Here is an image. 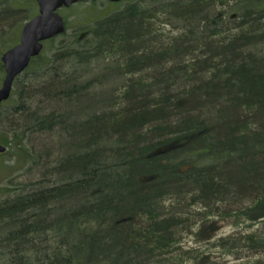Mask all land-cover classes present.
Returning <instances> with one entry per match:
<instances>
[{
	"label": "trees",
	"instance_id": "trees-1",
	"mask_svg": "<svg viewBox=\"0 0 264 264\" xmlns=\"http://www.w3.org/2000/svg\"><path fill=\"white\" fill-rule=\"evenodd\" d=\"M127 1L84 36L64 33L45 42L15 80L22 85L15 105L13 88L0 111L14 129L0 156L16 158L13 165L0 162L2 176L10 181L25 165H43L26 134L55 136L58 154L53 170L45 169L37 181L0 187L5 252L54 231V248L35 263L16 253L9 264H165L178 248V233L189 228V216L200 215L195 204L222 220L232 217L235 224L264 223L261 2L237 4L233 18L228 11L215 12L223 0ZM160 21L180 26L166 32L169 41L159 39ZM20 28L14 35L8 30L12 44L8 40L6 48ZM49 44L55 47L51 58L45 54ZM94 63H103L102 81L94 76L81 84ZM80 67L84 72L74 70ZM3 75L0 61V81ZM35 81L40 85L31 89ZM111 85L110 95H103ZM39 97L54 110L26 105ZM242 190L247 196L261 192L250 206L236 199ZM167 199L174 217L146 221ZM164 226L174 230L173 239ZM239 233L242 247L264 248V226ZM218 240L225 248L238 246L237 238ZM144 251L150 256L139 263Z\"/></svg>",
	"mask_w": 264,
	"mask_h": 264
},
{
	"label": "rangeland",
	"instance_id": "rangeland-1",
	"mask_svg": "<svg viewBox=\"0 0 264 264\" xmlns=\"http://www.w3.org/2000/svg\"><path fill=\"white\" fill-rule=\"evenodd\" d=\"M136 1V0H135ZM143 2L144 0H138ZM27 1L25 0H0V9L2 8L4 11L5 10H11L13 13L18 12L17 14H13L11 18H6L4 20H0V57L2 53L6 50L5 48L7 45L12 44L11 39L9 38L8 30L11 31V34L17 30L19 26H21L20 31L22 29V26L25 24L26 21L31 19L36 13V9H33L32 5L28 3L26 6L30 7L28 10L25 9L23 11L21 10H16L14 7H21L26 4ZM260 2V1H259ZM107 3V2H106ZM108 4L110 6L106 7L102 2H97L96 4V10H105V13H114L117 11L123 10L128 1H125L120 4H115L113 8H111L113 5L112 3L109 2ZM241 5V4H247V1L245 0H223L222 3L219 2L218 6L215 9V12H221L222 10L228 11L230 14H232L235 10L236 5ZM261 6L260 8L264 7V0L259 3ZM99 7H104V8H99ZM66 9H62L60 11L61 14H64ZM91 11L90 6H88L86 3H81L76 5L75 7H72L69 13L72 14L73 16H64L65 19H67V36L73 37L74 34H77L78 37L84 36L82 35L83 33H87L91 30L92 26L100 19L107 17V16H90L89 12ZM1 12V11H0ZM37 12V11H36ZM243 11H239V16H243ZM5 15V16H9ZM108 15V14H106ZM1 16V14H0ZM158 16V14H157ZM161 18L163 19L162 16H166L164 14H160ZM238 15H236L237 17ZM165 20L168 19V17H164ZM240 18H237L239 20ZM161 22V23H160ZM156 25L157 28L160 30L161 34L159 36L160 40H165L169 41L168 35L166 32L174 30L176 32L175 27H180V26H175L174 24H168L166 22L160 21ZM178 32V30H177ZM178 34V33H177ZM14 35V33H13ZM65 37L58 38L56 40V43H60ZM168 38V40H167ZM10 41L6 46L4 43ZM17 41V40H15ZM14 41V42H15ZM13 42V43H14ZM55 53V47H51L49 44L47 46V51L45 54L47 55L48 58H51L53 54ZM103 65V63H102ZM99 63H94L91 65L92 71L90 73L84 74L81 80L87 81L90 78H93L94 76L97 77V80L99 79V82L102 81L103 78V67ZM75 71H78V73L84 72V68H74ZM151 73V71L149 72ZM153 74V73H152ZM4 76V75H3ZM26 76V74H25ZM80 80V81H81ZM0 81V85H1ZM122 82V80L120 81ZM117 83V82H115ZM114 83V84H115ZM18 84L14 85V93L12 95V102L10 104L15 105V99L18 97V91H20L22 85L17 86ZM35 85H40V82L35 81L33 84H30V88H34ZM24 86V84H23ZM101 87L100 85H98ZM121 86V85H120ZM117 87L118 92L122 90V86ZM25 87V86H24ZM108 92L104 93L103 95L107 96L110 95V92L113 91L112 85L110 88H108ZM110 91V92H109ZM9 104V103H8ZM29 104V105H28ZM26 105L33 107V109L37 107H42V108H47L48 111L54 110L52 108V105L49 106L47 100L45 98H37L36 100H27ZM56 112V111H55ZM6 113L0 114V142L4 143V141H7L8 136H12L14 134V129L11 126V122L8 121V118L5 116ZM11 119V118H10ZM8 135V136H7ZM55 141V136H49L48 134L45 133H29L26 134V143L27 146L32 148V153L40 157V163L42 162L43 165L40 164V167L37 168V165L34 164L32 168L30 166L25 165V168H23L18 174V178L12 179L9 181L7 177L4 175L2 176L3 172H0V187H10L11 189H14L19 183H29V182H35L37 181L42 173L45 172V169L48 170L52 169L54 167V164L56 165V160H57V152L55 151V148L53 146V142ZM52 153L51 160L49 158V153ZM15 156L12 154H7L4 156H0V162L4 163L3 166H5V161L13 165L15 162L14 158ZM48 160H50V164H47ZM41 174V175H40ZM13 183V184H12ZM7 189L3 190L2 193L6 192ZM6 196V195H5ZM4 197V196H2ZM167 207L172 206V201L167 199L166 202ZM203 205L201 204H195L193 209L198 212L199 215V220L194 221L192 219V216H189L190 221H189V228H192L191 231L186 232L185 230H182L180 234H182V239L180 240V243L178 246H181V252H180V257L179 259L182 264H264V248H250L246 246H243L242 241L239 239L240 233L243 232L246 234H251L255 232L256 230L260 229L263 230L264 223L263 222H255V223H245L242 222L240 224H235L233 222H236L237 220L228 217L227 220H222L220 216H217V214H207V211L203 209ZM173 207V206H172ZM174 210V208H172ZM170 211V210H168ZM215 223V226H217V230L214 232V230H211L210 227L208 228L207 226L203 225H209ZM54 231H48L44 234L38 235L36 239H32L29 241H26L27 243L25 244L24 247L18 250H15L14 246L9 247L8 249L12 250L13 252H5L3 248L0 247V264H9L10 261L15 260L14 258H18L20 254L21 256H27L29 260L32 261L33 263L35 261V257L41 255V253H45L48 251L46 249H53L54 248ZM49 233V234H47ZM214 233V234H213ZM239 233V234H237ZM2 231H0V240L3 237L2 235H5ZM213 234V235H212ZM227 238V239H236L237 242V247H233L230 245L229 248H225L222 246H219V238ZM247 243V242H246ZM6 247V246H5ZM233 248V249H231ZM46 250V251H45ZM256 250H259L256 252ZM15 252V253H14ZM205 254V255H202ZM16 255V256H14ZM148 257L141 256L138 261H146ZM157 259V258H156ZM163 259V258H161ZM165 264H168L167 261H164ZM35 263V262H34ZM146 264L149 263V261L145 262ZM144 263V264H145ZM150 264V263H149Z\"/></svg>",
	"mask_w": 264,
	"mask_h": 264
},
{
	"label": "water",
	"instance_id": "water-1",
	"mask_svg": "<svg viewBox=\"0 0 264 264\" xmlns=\"http://www.w3.org/2000/svg\"><path fill=\"white\" fill-rule=\"evenodd\" d=\"M39 13L23 27L19 43L8 49L1 56L5 68V77L0 87V109L2 103L9 99L15 79L29 66L33 57L41 54L44 41L65 31L64 18L58 9L70 6L81 0H36ZM114 2L120 0H111ZM6 147L0 144V152Z\"/></svg>",
	"mask_w": 264,
	"mask_h": 264
},
{
	"label": "bare ground",
	"instance_id": "bare-ground-1",
	"mask_svg": "<svg viewBox=\"0 0 264 264\" xmlns=\"http://www.w3.org/2000/svg\"><path fill=\"white\" fill-rule=\"evenodd\" d=\"M247 16H251V14L250 13H248L247 14ZM10 17H12V16H0V20H4V19H8V18H10ZM81 82V84H83V83H85V81H83V80H81L80 81ZM87 82V81H86ZM124 82V80H122V82H120L119 84H122ZM147 82H149V80L148 79H146V81H143V83L144 84H146ZM142 82H141V84H143ZM100 89L98 88V89H96V91H97V93H101V91H99ZM259 192H261L260 190L259 191H256V190H254V192H251L250 193V195L251 196H247L248 195V193H246V191L245 190H242V191H239L238 192V197L236 198V199H238L240 202H242L244 205H250V206H252L254 203H255V201L256 200H258V198H255L256 196H257V194L259 193ZM137 192L136 191H131V194L134 196L135 194H136ZM247 196V197H246ZM255 198V199H254ZM226 205V204H225ZM162 206H164V209H161L160 207L158 208V207H156V208H154L151 212H152V214L150 215V213L146 216V221H148L149 219H150V217H154L153 219H156L157 220V222L159 223V221H160V219H162V220H164L165 222L166 221H170L169 219H170V217H174V215L172 214L174 211L172 210V208L174 207L173 205V207L172 206H170V207H167V204L164 202H162ZM161 206V207H162ZM264 209V208H263ZM168 210H170V211H168ZM264 211V210H263ZM172 212V213H171ZM263 213V212H262ZM160 215H161V218H160ZM192 219L194 220V221H198L199 220V215H197V214H194L193 216H192ZM204 226H209L210 227V229L211 230H214V232L217 230V226H215V223H213V224H209V225H203V227ZM208 227V228H209ZM164 231H167L168 232V234H169V237L170 238H174L175 237V235H174V230L172 229V228H169L168 226H164V229H163ZM183 230H185L186 232H189V231H191L192 230V228H188V229H183ZM182 232V231H181ZM214 234V233H213ZM212 234V235H213ZM182 234H180V232L178 233V240H177V246H178V244L180 243V240H184V239H182ZM221 238H223V237H221ZM180 252H181V246H178V248L176 247V249L173 251V252H171L170 254H168L167 255V257H166V259L168 260V263H172V262H175V261H179V264H182L181 263V261L180 260H183V259H179V257H180ZM202 255H205V254H202ZM141 256H146V257H149L150 256V254L149 253H147V251H144L143 253H141ZM139 263H140V261H138ZM146 264V263H145Z\"/></svg>",
	"mask_w": 264,
	"mask_h": 264
},
{
	"label": "flooded vegetation",
	"instance_id": "flooded-vegetation-1",
	"mask_svg": "<svg viewBox=\"0 0 264 264\" xmlns=\"http://www.w3.org/2000/svg\"><path fill=\"white\" fill-rule=\"evenodd\" d=\"M25 1H27L26 2V4L24 5V6H22L21 5V7H14V9H16V10H21V11H23V10H25V9H29L30 7H28V6H26L28 3H30L33 7V9H36V11H35V15H37L38 14V12H39V5H38V2L36 1V0H25ZM125 1H127V0H121V1H119V2H112V1H110V0H82V1H80L79 3H77V4H74V5H70V6H68V7H62L60 10H59V13H60V11L62 10V9H66V11H65V13L64 14H61L62 16H73L72 14H70L69 15V13L67 14V12H69V10L72 8V7H75L76 5H78V4H81V3H86L88 6H90V9H91V11L89 12V14H90V16H112V15H116L119 11H117V12H114V13H111V14H109V13H105V10H99V11H97L95 8H96V4H97V2H102L106 7H109L110 8V6L108 5V4H110L109 2H111L112 4L111 5H113L111 8H113L114 7V5L115 4H120V3H123V2H125ZM245 1H247V0H245ZM256 1H262V0H256ZM107 2V3H106ZM129 2V1H128ZM99 8H104V7H99ZM263 10H264V7L262 8ZM0 14H1V16H5V15H7V10H3L2 8L0 9ZM16 13H18V12H16ZM106 14H108V15H106ZM34 15V16H35ZM237 15V12H233L232 14H231V16H233V18L235 17ZM258 16H264V14H261V15H258ZM65 22H66V26H67V21L65 20Z\"/></svg>",
	"mask_w": 264,
	"mask_h": 264
}]
</instances>
